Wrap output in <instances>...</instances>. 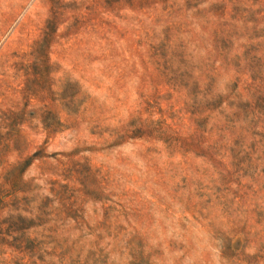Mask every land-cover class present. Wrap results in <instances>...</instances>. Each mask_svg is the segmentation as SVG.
<instances>
[{
    "label": "rangeland",
    "instance_id": "obj_1",
    "mask_svg": "<svg viewBox=\"0 0 264 264\" xmlns=\"http://www.w3.org/2000/svg\"><path fill=\"white\" fill-rule=\"evenodd\" d=\"M0 264H264V0H0Z\"/></svg>",
    "mask_w": 264,
    "mask_h": 264
}]
</instances>
